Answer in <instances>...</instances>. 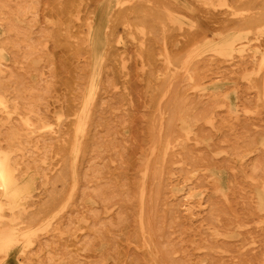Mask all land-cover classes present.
Masks as SVG:
<instances>
[{
  "label": "rangeland",
  "instance_id": "obj_1",
  "mask_svg": "<svg viewBox=\"0 0 264 264\" xmlns=\"http://www.w3.org/2000/svg\"><path fill=\"white\" fill-rule=\"evenodd\" d=\"M1 171L0 264H264V0H0Z\"/></svg>",
  "mask_w": 264,
  "mask_h": 264
},
{
  "label": "bare ground",
  "instance_id": "obj_2",
  "mask_svg": "<svg viewBox=\"0 0 264 264\" xmlns=\"http://www.w3.org/2000/svg\"><path fill=\"white\" fill-rule=\"evenodd\" d=\"M248 22V21H247ZM255 22V21H254ZM167 134V133H166ZM163 139V138H162ZM160 145V144H159ZM2 172L3 171H1V173H0V175L2 174ZM16 176V175H15ZM4 178H5V174L3 175H1L0 176V187L1 188H3V187H6L7 186V181L6 180H4ZM62 178V177H61ZM61 188V187H60ZM60 190V189H59ZM24 198V197H23ZM22 198V199H23ZM27 198H29L28 196H27ZM29 200V199H28ZM22 201V200H21ZM56 203V202H55ZM30 205H31V203H29ZM50 206V205H49ZM29 207V206H28ZM18 210V209H17ZM18 212V211H17ZM15 213V212H14ZM19 213V212H18ZM31 213V212H30ZM30 213H28V214H30ZM1 215V214H0ZM22 215V214H21ZM16 216H17V214H16ZM21 220H23V219H21ZM1 223V222H0ZM19 223V222H18ZM16 224V223H15ZM22 228V227H21ZM19 229V228H18ZM18 232V231H17ZM1 257V256H0ZM2 257H4V256H2Z\"/></svg>",
  "mask_w": 264,
  "mask_h": 264
}]
</instances>
